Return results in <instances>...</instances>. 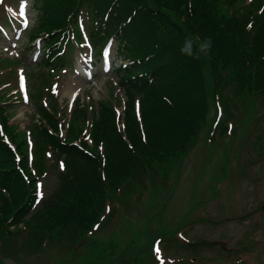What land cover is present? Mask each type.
<instances>
[{"label": "trees", "instance_id": "obj_1", "mask_svg": "<svg viewBox=\"0 0 264 264\" xmlns=\"http://www.w3.org/2000/svg\"><path fill=\"white\" fill-rule=\"evenodd\" d=\"M242 1L29 0L37 31L29 44L42 37L43 67L68 64L84 41L82 24L99 54L107 40L118 41L123 64L115 74L125 102L119 117L109 104H99L94 114L79 104L68 125L50 112H57L54 103L46 108L39 102L31 161L27 136L9 124V101L0 102V243L23 228L36 238L44 232L42 241L58 232L72 240L75 232L92 231L129 183L142 184L152 173L182 165L197 145L211 104L227 89L233 100L263 104L264 0ZM186 38L197 43L211 38L210 52L199 58L182 54ZM43 92L35 93V100ZM83 120H90L87 130ZM49 160L64 167L58 187L40 201L37 183Z\"/></svg>", "mask_w": 264, "mask_h": 264}, {"label": "rangeland", "instance_id": "obj_2", "mask_svg": "<svg viewBox=\"0 0 264 264\" xmlns=\"http://www.w3.org/2000/svg\"><path fill=\"white\" fill-rule=\"evenodd\" d=\"M0 1L6 2L0 4V102L9 101L5 108L19 136L32 141L39 102L46 108L54 103L58 113L50 112L67 125L79 104L93 114L102 103L123 107L124 91L113 73L120 65L117 40L92 60L90 48L77 45L69 66L48 69L38 62L42 37L28 46L29 35L37 34L32 3ZM40 90L43 97L35 100ZM49 94L56 102L44 98ZM263 104L233 100L227 89L211 104L180 175L177 165L162 177L151 174L155 182L115 198L92 231L75 232L72 240L58 232L42 241L44 232L37 239L21 227L0 243V264H264ZM80 122L87 130L90 120ZM60 171L48 161L38 182L41 201L58 187ZM197 240L225 242L226 250L185 246Z\"/></svg>", "mask_w": 264, "mask_h": 264}, {"label": "clouds", "instance_id": "obj_3", "mask_svg": "<svg viewBox=\"0 0 264 264\" xmlns=\"http://www.w3.org/2000/svg\"><path fill=\"white\" fill-rule=\"evenodd\" d=\"M195 44V49H194ZM212 47V40L211 38H207L205 40L196 41L186 38L183 44V47L180 49L181 53L187 56H195L199 58L201 55H207Z\"/></svg>", "mask_w": 264, "mask_h": 264}, {"label": "water", "instance_id": "obj_4", "mask_svg": "<svg viewBox=\"0 0 264 264\" xmlns=\"http://www.w3.org/2000/svg\"><path fill=\"white\" fill-rule=\"evenodd\" d=\"M218 245V242H206V241H203V240H200L194 244H189L190 247L192 248H200V247H203V248H213L214 246ZM224 248V246H223Z\"/></svg>", "mask_w": 264, "mask_h": 264}, {"label": "snow or ice", "instance_id": "obj_5", "mask_svg": "<svg viewBox=\"0 0 264 264\" xmlns=\"http://www.w3.org/2000/svg\"><path fill=\"white\" fill-rule=\"evenodd\" d=\"M251 27V26H250ZM21 79H23V78H21ZM25 100L27 101V96L25 97ZM63 167H64V165L63 164H61V168L63 169ZM39 202V201H38ZM157 252H159V249H157L156 250Z\"/></svg>", "mask_w": 264, "mask_h": 264}]
</instances>
